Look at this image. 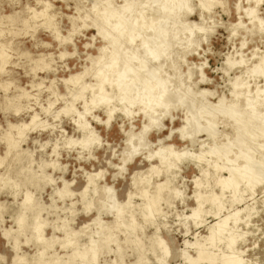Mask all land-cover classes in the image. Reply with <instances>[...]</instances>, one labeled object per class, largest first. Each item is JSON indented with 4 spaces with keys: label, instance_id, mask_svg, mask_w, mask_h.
I'll use <instances>...</instances> for the list:
<instances>
[{
    "label": "rangeland",
    "instance_id": "rangeland-1",
    "mask_svg": "<svg viewBox=\"0 0 264 264\" xmlns=\"http://www.w3.org/2000/svg\"><path fill=\"white\" fill-rule=\"evenodd\" d=\"M92 1L0 0V52L7 53V63L0 64V264H225L224 255L237 258V251L242 264H264V65L260 73L252 71L264 57V0H209L211 6L205 0H189V6L186 0H97L98 12H115L107 22L92 14ZM40 10L51 13L56 26L35 14ZM113 52L119 65L114 58L111 70ZM101 68L111 74L110 82L126 70V83L114 77L107 82V101L98 107L90 101L101 98ZM85 70L80 87L64 85ZM126 85L129 91H121ZM104 108L112 110L109 120ZM22 123L29 125L25 138L8 126ZM9 137L23 141L10 150ZM82 138L89 141L79 143ZM248 168L257 170L262 183L252 187L240 178L241 186L231 191L219 184L230 170L240 175ZM197 197L207 204L199 207ZM150 201L156 202L152 209ZM16 216L24 218L21 227ZM221 220L227 230L216 237L222 239L207 240L209 228Z\"/></svg>",
    "mask_w": 264,
    "mask_h": 264
},
{
    "label": "bare ground",
    "instance_id": "bare-ground-1",
    "mask_svg": "<svg viewBox=\"0 0 264 264\" xmlns=\"http://www.w3.org/2000/svg\"><path fill=\"white\" fill-rule=\"evenodd\" d=\"M99 1H101V0H99ZM109 1H110V0H109ZM111 1H113V0H111ZM115 1H116V0H115ZM125 1H127V0H125ZM156 1H157V0H155V2H156ZM158 1H159V0H158ZM163 1H164V0H163ZM167 1H168V0H167ZM167 1H165V3H167ZM182 1H184V0H178V3H179V2L182 3ZM188 1H189V0H186V2H185V3L183 2V3L186 5ZM206 1L208 2L209 0H205V2H206ZM212 1H213V0H212ZM101 2H102V1H101ZM107 2H108V1H107ZM122 2H123V0H122ZM161 2H162V1H160V3H161ZM168 2H169V1H168ZM175 2H176V0H174V2H171V4H172V3L175 4ZM199 2H200V1H199ZM203 2H204V1H203ZM203 2H201V3H203ZM205 2H204V3H205ZM209 2H210V1H209ZM217 2H218V1H217ZM256 2H257V1H256ZM259 2H261V1H259ZM45 3H46V2H45ZM92 3H93V6H92L91 8H92V11H93L94 13H92L91 11H90V12H91L93 15L96 14V15L99 16V18H105V19L108 17V14H110V15L113 14V16L115 15V12H114V11H103V10H102V12H101V10H100V12H98V11H99V10H98V6L100 5V3H98L97 0H96V1H92ZM102 3H103V2H102ZM105 3H106V2H105ZM111 3H112V2H111ZM113 3H114V2H113ZM127 3H128V2H127ZM127 3L125 2V4H127ZM178 3H177V4H178ZM190 3H191V2H190ZM211 3H212V2H210L209 5H210ZM39 4H40V3H39ZM115 4H116V3H115ZM129 4H130V3H129ZM156 4H157V3H156ZM156 4H155V5H156ZM158 4H159V3H158ZM163 4H164V3H163ZM173 4H172V5H173ZM177 4H176V7H177ZM188 4H189V2H188ZM188 4H187V5H188ZM218 4H219V2H218ZM224 4H225V3H224ZM46 5H47V4H46ZM46 5H45V6H46ZM112 5H113V4H111V6H112ZM159 5H161V4H159ZM165 5H166V6H167V5L169 6L170 3L165 4ZM182 5H183V4H182ZM182 5H181V7H182ZM203 5H204V4H203ZM203 5H201V6L203 7ZM205 5H206V4H205ZM213 5H214V4H213ZM221 5H222V2H221ZM259 5H260V4H259ZM45 6H44V7H45ZM49 6H50V5H49ZM105 6H107V4H106ZM105 6H104V7H105ZM111 6H109V4H108V7H111ZM113 6H114V5H113ZM115 6H116V5H115ZM124 6H128V5H124ZM129 6H130V5H129ZM131 6H132V4H131ZM162 6H164V5H162ZM188 6H189V5H188ZM201 6H200V7H201ZM210 6H211V5H210ZM210 6H209V7H210ZM223 6H224V5H223ZM44 7H43V8H44ZM51 7H52V5H51ZM99 7H100V6H99ZM108 7H107V8H108ZM117 7H118V6H117ZM155 7H156V6H155ZM170 7H172V6H170ZM176 7H173V8H176ZM178 7H179V6H178ZM183 7H185V6H183ZM205 7H206V6H205ZM209 7H206V8L208 9ZM47 8H48V7H47ZM100 8H101V7H100ZM105 8H106V7H105ZM128 8H129V7H128ZM163 8H164V7H163ZM45 9H46V8H45ZM45 9H44V10H45ZM49 9H50V8H49ZM51 9H52V8H51ZM101 9H102V8H101ZM111 9H112V8H111ZM115 9H117V8H115ZM159 9H160V7H159ZM170 9H171V8H170ZM170 9H166V10H169V11H170ZM188 9H189V8H188ZM33 10L36 11V9H33ZM44 10H43V11L40 10L41 12L38 11L39 13H36V12H35V14H40V13H41L40 15H38V17H42V18H44V20H46V23H48L49 25L54 24V23H53V16H52V14H51V13L49 14L48 12H46V11H44ZM46 10H47V9H46ZM84 10H85V9H84ZM88 10H89V9H88ZM90 10H91V9H90ZM118 10H119V9H118ZM172 10H175V9H171V11H172ZM184 10H185V8H184ZM200 10H204V9L201 8ZM250 10H251V9H250ZM250 10H249V12H250ZM50 11H51V10H49V12H50ZM120 11H121V10H120ZM120 11H119V13H120ZM128 11H129V10H128ZM163 11H164V10H163ZM178 11H179V9H178ZM247 11H248V10H247ZM32 12H33V11H32ZM85 12H87V11H85ZM117 12H118V11H117ZM122 12H124V11H122ZM155 12H156V11H155ZM172 12H173V11H172ZM180 12H181V11H179V13H180ZM256 12H257V11H256ZM256 12H254V13L256 14ZM33 13H34V12H33ZM128 13H129V12H128ZM159 13H160V11H159ZM173 13H174V12H173ZM179 13H178V14H179ZM31 14H32V13H31ZM117 14H118V13H117ZM122 14H123V13H122ZM126 14H127V13H126ZM250 14H251V12H250ZM85 15H86V14H85ZM88 15H89V14H88ZM159 15H160V14H159ZM252 15H254V14H252ZM256 15H257V14H256ZM30 16H31V15H30ZM55 16H56V15H55ZM122 16H123V15H122ZM124 16H125V15H124ZM161 16H162V15H161ZM201 16H202V15H201ZM31 17H32V16H31ZM85 17H87V16H85ZM154 17H156V16H154ZM154 17H152V18H154ZM252 17H253V16H252ZM257 17H258V16H257ZM3 18H4V17H3ZM3 18H2V20H4ZM55 18H56V17H55ZM55 18H54V19H55ZM88 18H89V19H88ZM88 18H87V19L90 20L91 17H88ZM108 18H109V17H108ZM112 18H113V17H112ZM5 19H7V17H5ZM95 19H96V18H95ZM113 19H114V18H113ZM117 19H118V18H117ZM117 19H116V20H117ZM119 19H120V18H119ZM157 19H158V18H157ZM159 19H160V18H159ZM161 19H163V17H162ZM165 19H166V17H165ZM256 19H257V18H256ZM33 20H34V19H33ZM38 20H39V19H38ZM72 20H73V19H72ZM83 20H84V19H83ZM85 20H86V19H85ZM91 20H93V19H91ZM96 20H97V19H96ZM114 20H115V19H114ZM152 20H154V19H152ZM31 21H32V20H31ZM97 21H98V20H97ZM102 21H104V20H103V19L100 20V22H102ZM108 21H109V20H108ZM112 21H113V20H112ZM156 21H157V20H156ZM168 21H169V20H168ZM254 21H255V20H254ZM84 22H85V21H84ZM86 22H87V21H86ZM98 22H99V21H98ZM106 22H107V19H106ZM106 22H105V24H106ZM109 22H111V20H110ZM150 22H151V21H150ZM154 22H155V21H154ZM158 22H160V21H158ZM260 22H261V21H260ZM56 23H57V22H56ZM120 23H121V22H120ZM74 24H75V23H74ZM74 24H73V25H74ZM86 24H87V23H86ZM95 24H96V23H95ZM99 24H102V23H99ZM99 24H97V25H99ZM105 24H103V25H105ZM107 24H109V23H107ZM152 24H153V23H152ZM161 24H162V23H161ZM167 24H168V23H167ZM253 24H254V23H253ZM54 25H55V24H54ZM54 25H53V26H54ZM109 25H110V24H109ZM112 25H113V29H114V28H115V27H114V24H112ZM153 25H154V24H153ZM157 25H158V23H157ZM168 25H169V24H168ZM168 25H167V26H168ZM172 25H173V24H172ZM55 26H56V25H55ZM86 26H87V25H86ZM117 26H119V24H117ZM128 26H129V25H128ZM155 26H156V25H155ZM159 26H160V25H159ZM159 26H158V27H159ZM257 26H258V25H257ZM97 27H98V26H97ZM255 27H256V26H255ZM56 28H57V27H56ZM99 28H100V26H99ZM101 28H102V27H101ZM101 28H100V29H101ZM104 28H105V27H104ZM127 28H128V27H127ZM127 28H126V29H127ZM137 28H138V27H137ZM152 28H155V27H152ZM170 28H171V26H170ZM53 29H54V28H53ZM96 29H97V28H96ZM105 29H106V28H105ZM118 29L121 30V29H122V25H120L119 28H117V30H118ZM159 29H160V28H159ZM165 29H166V28H165ZM172 29H173V28H172ZM179 29H180V28H179ZM160 30H161V29H160ZM160 30H159L158 32H160ZM175 30H176V29H175ZM108 31H109V30H108ZM113 31H115V30H113ZM123 31H124V30H123ZM126 31H128V30H126ZM162 31H164V29H163ZM56 32H57V31H56ZM99 32L101 33L102 31L100 30ZM109 32H110V31H109ZM109 32H108V34L110 35ZM120 32H121V31H120ZM153 32H154V31H153ZM165 32H166V31H165ZM170 32H172V31H170ZM170 32H166L167 35H168V33L170 34ZM54 33H55V31H54ZM103 33H105V32H103ZM117 33H118V32H117ZM128 33H129V32H128ZM128 33H127V34H128ZM174 33L176 34L177 32L175 31ZM56 34H58V32H57ZM124 34H125V32H124ZM127 34H126V35H127ZM171 34H172V33H171ZM177 34H178V33H177ZM177 34H176V35H177ZM58 35H59V34H58ZM101 35H102V34H101ZM103 35H104V34H103ZM105 35H106V34H105ZM105 35H104V36H105ZM116 35H118V34H116ZM172 35H173V34H172ZM179 35H180V34H179ZM182 35H183V34H182ZM233 35H234V34H233ZM55 36H56V35H55ZM106 36H107V35H106ZM111 36H112V35H111ZM111 36H110V37H111ZM130 36H131V35H130ZM130 36H129V38H130ZM162 36H163V35H162ZM165 36H166V34H165ZM170 36H171V35H170ZM173 36L176 37L175 35H173ZM107 37H108V36H107ZM124 37H125V35H124ZM145 37H146V36H145ZM166 37H167V36H166ZM102 38H103V37H102ZM111 38L113 39V37H111ZM122 38H123V37H122ZM143 38H144V36H143ZM143 38H142V39H143ZM168 38H169V36H168ZM106 39H107V38H106ZM109 39H110V38H109ZM127 39H128L127 37H126V39L124 38V40H127ZM147 39H148V38H147ZM175 39H177V38H175ZM117 40H118V38H117ZM149 40H150V39H149ZM149 40H148V41H149ZM158 40H159V39H158ZM160 40H161V39H160ZM169 40H171V38H169ZM169 40H168V41H169ZM178 40H179V39H178ZM107 41H108V40H107ZM111 41H112V40H111ZM111 41H110V42H111ZM172 41H173V40H171V42H172ZM175 41H177V40H175ZM113 42H114V41H113ZM156 42H157V41H156ZM162 42L164 43L165 41H162ZM169 42H170V41H169ZM173 42H174V41H173ZM177 42H178V41H177ZM115 43H116V42H115ZM125 43H126V41H125ZM143 43H144V42H143ZM147 43H149V42H147ZM112 44H113V43H112ZM116 44H117V43H116ZM116 44H115V46H116ZM119 44L122 45V43H119ZM145 44H146V43H145ZM156 44H157V43H156ZM160 44L162 45V43H160ZM160 44H159V45H160ZM166 44H168V42H167ZM174 44H175V43H174ZM110 45H111V44H110ZM149 45L152 46L150 43H149ZM163 45H164V44H163ZM176 45H177V44H176ZM105 46H106V45H105ZM105 46L103 45V47H105ZM107 46H108V43H107ZM111 46H112V45H111ZM111 46H110V47H111ZM113 46H114V45H113ZM117 46H118V45H117ZM117 46H116V47H117ZM122 46H123V45H122ZM147 46H148V45H147ZM164 46H165V45H164ZM164 46H163V47H164ZM170 46H171V45H170ZM103 47H101L99 51H100L102 54H103V53L105 54V50H106V49L103 48ZM152 47H153V46H152ZM160 47H161V46H159V49H160ZM168 47H169V46H168ZM171 47H172V46H171ZM108 48H109V47H108ZM113 48H114V47H113ZM118 48H123V47L120 46V47H118ZM124 48H125V47H124ZM174 48H175V46H174ZM115 49H117V48H115ZM154 49H155V48H154ZM162 49H163V48H162ZM165 49H166V48H165ZM169 49H170V47H169ZM171 49H172V48H171ZM124 50H126V49H123V51H124ZM146 50H147V47H146ZM155 50H158V48H156ZM127 51H128V50H127ZM144 51H145V50H144ZM152 51H153V50H152ZM161 51H162V50H161ZM163 51H164V50H163ZM107 52H108V54H109V50H108ZM110 52H111V51H110ZM120 52H121V51H120ZM156 52H159V51H156ZM101 53H99V54H101ZM123 53H124V52H123ZM159 53H160V52H159ZM6 54H7V53H6ZM6 54H5L4 52H0V64H2V66H3L4 64L7 63V55H6ZM61 54H62V53H61ZM111 54H112V53H111ZM64 55H66V54H64ZM97 55H98V54H97ZM105 55H107V54H105ZM119 55H120V54H119ZM145 55H146V54H145ZM145 55H144V56H145ZM161 55H162V54H161ZM161 55H160V56H161ZM43 56H44V55H43ZM43 56H42V58H44ZM89 56H90V55H89ZM122 56H123V54H122ZM148 56H149V58H150V57H151V54L148 55ZM148 56H147V57H148ZM154 56L156 57V55H154ZM158 56H159V55H158ZM38 57H39V56H37V58H38ZM46 57H47V55H46ZM94 57H95V56H94ZM96 57H97V56H96ZM98 57H99V56H98ZM98 57H97V58H98ZM103 57H104V56H103ZM115 57H117V55H115V52H113V55H111V60H110L111 62L109 63L110 65L108 66L109 68L111 67V68H110L111 70H112V68L115 69L116 65L118 64V61H117L118 59H116ZM128 57H129V56H128ZM155 57H154V58H155ZM40 58H41V57H40ZM101 58H102V57H101ZM106 58L108 59V56H106ZM114 58H115L116 61H117V64H116V65H114V62H113ZM117 58H118V57H117ZM124 58H126V55H125ZM124 58H123V59H124ZM260 58H261V59H260L259 63L255 66L254 70H252L253 72L260 73V72L262 71L261 66L264 65V64H263V62H264V57H260ZM38 59H39V58H38ZM88 59H89V57H88ZM90 59H91V57H90ZM90 59H89V60H90ZM94 59H96V58H94ZM102 59H103V58H102ZM109 59H110V58H109ZM158 59H160V58L158 57ZM161 59H162V58H161ZM45 60H46V59H45ZM120 60H121V58H120ZM36 61H37V60H36ZM41 61H42V60H41ZM46 61L48 62V60H46ZM90 61H91V60H90ZM92 61H93V60H92ZM96 61H97V59H96ZM98 61H100V58H99ZM98 61H97V62H98ZM108 61H109V60H108ZM132 61L134 62L135 60L133 59ZM34 62H35V61H34ZM47 62H46V63H47ZM88 62H89V61H88ZM94 62H95V60H94ZM119 62H120V61H119ZM123 62H124V61H123ZM126 62H127V61H126ZM128 62H129V61H128ZM37 63H39V62H37ZM43 63H44V62H43ZM49 63H50V62H49ZM49 63H48V65H49ZM92 63H93V62H92ZM103 63L105 64V62H103ZM107 63H108V62H107ZM115 63H116V62H115ZM131 63H132V62H131ZM134 63H135V62H134ZM226 63H229V64H230V61H229V62L227 61ZM232 63H233V62H232ZM34 64H36V63H34ZM93 64H94V63H93ZM97 64H99V63H97ZM127 64H129V63H127ZM229 64H228V67H229ZM39 65H40L39 68L41 69V66H42L43 64H39ZM44 65H45V64H44ZM94 65H96V64H94ZM105 65H106V64H105ZM118 65H119V64H118ZM96 66H97V65H96ZM103 66H104V65H102V66H100V67L103 68ZM114 66H115V67H114ZM121 66H122V65H120V67H121ZM125 66H126V65H125ZM50 67H51V66H50ZM89 67H91V66H89ZM94 67H95V66H94ZM94 67L92 66V69H93ZM98 67H99V66H98ZM98 67H97V69H98ZM106 67H107V66H106ZM106 67H105V68H106ZM108 67H107V68H108ZM130 67H131V66H130ZM226 67H227V66H226ZM34 68H36V67H34ZM102 68L99 69V70H96V76L99 78L100 81L97 80V83H98V84L96 85V86H97V89H96V90H97V94L95 93L96 95H98V93H99V95L101 96V98H99V97H97V96H94V99H92V100L90 99V100H91L90 102H91L92 104H96V103H97L98 107L100 106L99 104H100L101 102H105V101H107L106 96H105V94H106V93H105V89H106L108 86L110 87V85H111L110 83H111L113 80H115L114 78H116V80L118 81V83H117V82H114V83H117V84L121 83V79L123 80L124 74H125V72H126V70H125L124 72H123V71H117L118 74H116V77L113 76L114 78L112 77L113 80L110 82V80L107 79V77L110 78L109 76H111V74H110V75H109V74L107 75V72H106V74H104L105 72H104V69H102ZM123 68H124V67L122 66V68H120V69H123ZM126 68H129V67L126 66ZM32 69H33V68H32ZM37 69H38V68H37ZM40 69H39V70H40ZM43 69H44V68H43ZM49 69H51V68H49ZM89 69H90V68H89ZM89 69H88V70H89ZM94 69H95V68H94ZM129 69H130V68H129ZM44 70H45V69H44ZM86 70H87V69H86ZM86 70H85V72H83V73L75 74V75H71V76L68 77L67 79H64V83H65L64 85H66V86L68 87L69 84H72L73 86H78V87H80V83H81V80H82V78H83L84 73H85V75H86V72H87ZM90 70H91V69H90ZM123 70H124V69H123ZM130 70H131V69H130ZM250 70H251V69H250ZM53 71H54V70H53ZM91 71H92V70H91ZM31 72H32V71H31ZM93 72H94V70H93ZM108 72H110V70H109ZM112 72H113V71H112ZM114 72H115V70H114ZM114 72H113L112 75H114ZM127 72H128V70H127ZM132 72H133V70H132ZM132 72H131L130 74H132ZM89 73H90V72H89ZM128 73H129V72H128ZM32 74H33V73H32ZM87 74H88V72H87ZM94 74H95V73H94ZM94 74H93V75H94ZM106 75H107V77H106ZM255 75H256V74H255ZM94 76H95V75H94ZM96 76H95V77H96ZM127 76H128V75H126V77H127ZM133 76H134V75H133ZM98 78H96V79H98ZM100 78H101V79H100ZM239 78H240V77H239ZM239 78H238V79H239ZM110 79H111V78H110ZM126 79H127V78H126ZM126 79H125V80H126ZM137 79H138V78H137ZM238 79H237V80H238ZM240 79H241V78H240ZM128 80H129V79H128ZM237 80H236L235 83H237ZM241 80H242V79H241ZM241 80H240V81H241ZM42 81H43V80H42ZM94 81H95L94 83L96 84V80H95V79H94ZM98 81H99V82H98ZM107 82H110V83H109L110 85L107 84L108 86H106L105 84H106ZM124 82H125V81H124ZM124 82H122V83H124ZM32 83H33V82H32ZM36 83H37V82H36ZM39 83H41V82H39ZM42 83H43V82H42ZM122 83H121V84H122ZM125 83H126V82H125ZM240 83H241V82H240ZM95 84H93V85H95ZM121 84H120L119 87H121ZM30 85H31V84H30ZM90 85H91V84H89V86H90ZM122 85H123V84H122ZM239 85H240V84H239ZM5 86H6V84H5ZM31 86H32V85H31ZM33 86H34V85H33ZM38 86H40V85L38 84ZM105 86H106V88H105ZM115 86H116V85H115ZM145 86H146V85H145ZM234 86L239 87V86H237V85H235V84H234ZM241 86H243V85H241ZM35 87H36V85H35ZM67 87H66V88H67ZM92 87L96 88L95 86H92ZM92 87H90V88L92 89ZM111 87H112V86H111ZM111 87H110V88H111ZM116 87H117V86H116ZM123 87H125V89H123V90L119 89V90H121V91H129L128 88H126L127 85H126V86H123ZM150 87H151V86H150ZM150 87H149V88H150ZM236 87H235V88H236ZM68 88H69V87H68ZM147 88H148V87H147ZM147 88H146V89H147ZM149 88H148V89H149ZM240 88H241V87H239L238 89H240ZM33 89H34V88H33ZM259 89H260V88H259ZM263 89H264V88H263ZM113 90H115V89H114V85H113L112 91H113ZM257 90H258V89H257ZM260 90H261V89H260ZM260 90H259L258 92H260ZM54 91L56 92V90H54ZM93 91H94V90H93ZM261 91H263V90H261ZM25 92H26V91H25ZM55 92H54V93H55ZM95 92H96V91H95ZM118 92H119V91H118ZM256 92H257V91H256ZM263 92H264V91H263ZM263 92H261V93H263ZM21 93H22V91H21ZM23 93H24V92H23ZM26 93H27V92H26ZM111 93H112V92H111ZM243 93H244V92H243ZM248 93H249V92H248ZM55 94H57V93H55ZM93 94H94V93H93ZM93 94H92V95H93ZM95 94H94V95H95ZM107 94H108V93H107ZM107 94H106V95H107ZM112 94H114V93H112ZM112 94H111V95H112ZM259 94H260V93H259ZM17 95H18V96H21L20 94H17ZM22 95L25 96V94H22ZM108 95H109V94H108ZM235 95H236V94H235ZM24 96H23V97H24ZM27 96H28V94H27ZM36 96H37V95H36ZM28 97H29V96H28ZM95 97H96V98H99V100L96 101L97 99L95 100ZM107 97H108V96H107ZM111 97H112V96H110V97H108V98H111ZM256 97H258V95H257ZM256 97H255V98H256ZM259 97H261V96H259ZM12 98H13V97H12ZM15 98H16V97H15ZM15 98H13V99H15ZM19 98H20V97H19ZM91 98H93V96H91ZM261 98H263V97H261ZM261 98H260V99H261ZM7 99H8V97H7ZM13 99H12V100H13ZM253 99H254V98H253ZM260 99H258L257 101H260ZM8 100H10V98H9ZM12 100H11V101H12ZM16 100H17V99H16ZM109 100H110V99H109ZM109 100H108V101H109ZM247 100H248V99H247ZM249 100H250V99H249ZM254 100H256V99H254ZM100 101H101V102H100ZM261 101H262V100H261ZM263 101H264V100H263ZM8 102H9V101H8ZM12 102H13V101H12ZM98 102H99V104H98ZM248 102H249V101H248ZM254 102H255V101H254ZM91 103H90V104H91ZM108 103H109V102H108ZM244 103H245V102H244ZM262 103H263V102H262ZM101 104H103V106H104V103H101ZM252 104H253V103H252ZM256 104H258V102H257ZM256 104H255V105H256ZM260 104H261V102H260ZM108 105H109V104H107V106H108ZM247 105H248V103H247ZM87 106H89V104H88ZM101 106H102V105H101ZM107 106H106V107H107ZM109 106H110V105H109ZM109 106H108V107H109ZM256 106H257V105H256ZM68 107H70V106H68ZM71 107H72V106H71ZM92 107H93V106H92ZM248 107H249V105H248ZM252 108H254V107H252ZM46 109H48V107H47ZM66 109H67V108H66ZM69 109H71V108H69ZM104 109H106V108H104ZM48 110H49V109H48ZM106 110H107V114L109 115V117H108V120H109V119H110V116L112 115V110L109 109V108L106 109ZM106 110H105V111H106ZM254 110H256V108H255ZM254 110H253V111H254ZM45 111H46V110H45ZM70 111H72V110H67L66 112L69 113ZM74 111H75V110H74ZM46 112H47V111H46ZM251 112H252V111H251ZM241 114H242V113H241ZM37 115H38V114H37ZM37 115H36V113H35V115L32 116V122H33V123L35 122L36 118L38 117ZM80 115H81V114H80ZM82 116H83V115H82ZM240 116H242V115H240ZM243 116H244V115H243ZM80 118H81V117H80ZM80 118H79V119H80ZM240 118H241V117H240ZM242 118H243V117H242ZM242 120H243V119H242ZM249 120H250V119H249ZM249 120H248V121H249ZM246 121H247V120H246ZM20 124H21V123H20ZM8 126L10 127V129H12L13 131H16V132H17V133L15 132V133H16L15 135H18V136H16V137H24V138H25V131H26L25 129H26L29 125H28V124H23V123H22V125L8 124ZM8 126H7V129H8ZM7 129H6V130H7ZM10 129H8V133L5 132L6 135L8 134V136H10L9 134H12V132H11L12 130H10ZM14 129H15V130H14ZM85 129H86V128H85ZM87 129H88V128H87ZM6 130H5V131H6ZM9 131H10V132H9ZM86 131H87V130H86ZM86 131H85V132H86ZM4 135H5V134H4ZM6 135H5V136H6ZM12 135H13V134H12ZM5 136H4V137H5ZM8 136H6L5 138H8ZM4 137H3V138H4ZM10 137H11V136H10ZM10 137H9V139H11V143H10V141L8 142V146H9L8 149L10 148V150H11V147H13L14 145L17 147L18 144L16 145V140H17V139H13V138H10ZM14 137H15V136H14ZM129 137H130V136H129ZM5 138H4L3 140H5ZM91 138H92V137H91ZM12 139H13V140H12ZM14 140H15V143H12V141L14 142ZM21 140H22V139H21ZM21 140H19V141L17 140V143H19ZM90 140H91V139H90ZM5 141H8V140H5ZM22 141H23V140H22ZM69 141H72V140H69ZM73 141H74V140H73ZM87 141H89V140H86L85 138H82V139H81V142H79V143H84V142H87ZM90 142H91V141H90ZM69 144H72V143H69ZM73 144H76V143L73 142ZM88 144H89V143H88ZM20 146H21V145H20ZM227 146H228V145H227ZM16 147H15V148H16ZM215 148H216V150H217L218 147H215ZM229 148H230V147H229ZM12 149H13V148H12ZM10 150H9V151H10ZM216 150H215V151H216ZM218 150H221V149H218ZM21 151H22V150H21ZM24 151H25V150H24ZM27 151H28V150H27ZM27 151H26V152H27ZM212 151H213V150H212ZM215 151H214V153H215ZM22 152H23V151H22ZM209 152H210V151H209ZM6 153H8V152H6ZM203 153H204V152H203ZM203 153H202V154H203ZM207 153H208V152H207ZM219 153H220V152H219ZM219 153L217 152V155H218ZM221 153H222V152H221ZM221 153H220V154H221ZM226 153H227V152H226ZM226 153L224 152V154H226ZM230 153H231V152H230ZM232 153H233V151H232ZM23 154H24V153H22V155H23ZM27 154H28V153H27ZM210 154H212V153H210ZM28 155H29V154H28ZM172 155H173V154H171V157H172ZM176 155H178V154H176ZM183 155H184V154H183ZM183 155H182V156H183ZM203 155H204V154H203ZM213 155H214V154H213ZM215 155H216V154H215ZM217 155H216V156H217ZM227 155H228V154H226L225 156H227ZM7 156H8V154H7ZM23 156H24V155H23ZM25 156H26V155H25ZM179 156H180V155H179ZM204 156H205V155H204ZM204 156H203V158H204ZM168 157H169V156H168ZM183 157H184V156H183ZM217 157H218V156H217ZM3 158H4V157H3ZM194 158H195V157H194ZM198 158H199V155H198ZM176 159H178V158H176ZM204 159H205V158H204ZM224 159H225V158H224ZM229 159H230V158H229ZM232 159H233V158H232ZM232 159H230V160H232ZM2 160L4 161V159H2ZM160 160H162V159H160ZM163 160H164V159H163ZM179 160H180V159H179ZM196 160H197V159H196ZM201 160H202V159H201ZM201 160H200V159L198 160V161H199V164L201 163V162H200ZM233 160H234V159H233ZM0 161H1V159H0ZM194 161H195V160H194ZM196 162H197V161H196ZM202 162H203V161H202ZM1 163H2V161H1ZM245 163H246V162H245ZM201 164H202V163H201ZM206 164H207V163H206ZM197 165H198V164H197ZM246 165H247V164H246ZM199 166H200V165H199ZM247 166H249V165H247ZM215 167H216V166H215ZM215 167H214V168H215ZM217 167H218V165H217ZM217 167H216V168H217ZM263 167H264V166H263ZM150 168H151V167H150ZM169 168H171V167L169 166ZM199 168H202V167H199ZM245 168H246V167H245ZM252 168H253V167H252ZM252 168H248V170H246V171L243 170L244 173H243V174L240 173V175H239V173H236L234 170H230V171H229V173H230L229 177H227V178L224 177L223 179H221L220 182L217 181V183H218V182H219V184L222 183V185H223L224 187H227V188H228L227 190L230 189L229 187H236V185L239 184V181H241L240 178H242V180H244V183L247 182V183H245L244 185L247 184V185H249V186H252V184L255 185V183H258V184H259V181H261V183H262L263 180H261V177L259 176V174L256 173L257 170H256V172H255V170L253 171ZM219 169H220V167H219ZM221 169H222V168H221ZM217 170H218V168H217ZM240 170H242V169H240ZM258 170H259V169H258ZM260 170H261V169H260ZM227 171H228V170H227ZM237 171H239V170H237ZM243 171H242V172H243ZM263 175H264V174H263ZM218 178L220 179V177H218ZM262 178H263V177H262ZM263 179H264V178H263ZM165 181L168 182L167 180H165ZM90 182H91V181H90ZM242 182H243V181H242ZM10 183H11V182H10ZM217 183H216V184H217ZM7 184H8V183H7ZM15 184H16V183H15ZM65 184H66V183H65ZM65 184H64V186H65ZM91 184H92V183H91ZM93 184H95V183H93ZM241 184H243V183H241ZM67 185H68V184H66V186H67ZM159 185H160V184H159ZM217 185H218V184H217ZM220 185H221V184H220ZM220 185H219V186H220ZM256 185H257V184H256ZM256 185H255V186H256ZM68 186H69V185H68ZM167 186H168V184H167ZM239 186H241V185L239 184ZM157 187H158V186H157ZM164 187H165V185H164ZM237 187H238V186H237ZM243 187H244V186H243ZM243 187H241V188L243 189ZM245 187H246V186H245ZM252 187H253V186H252ZM64 188H65V187H64ZM160 188H161V187H160ZM249 188H250V187H249ZM254 188H255V187H254ZM67 189H68V188H67ZM158 189H159V188H158ZM225 189H226V188H225ZM225 189H224V190H225ZM231 189H232V188H231ZM231 189H230V191H231ZM234 189H235V188H234ZM63 190H64V189H63ZM68 190H69V189H68ZM96 190H97V188H96ZM236 190H237V188H236ZM236 190H234V191H236ZM252 190H253V189L250 188V191H252ZM64 191H66V195H67V193H70V192L67 191V190H64ZM159 191H160V190H159ZM220 191H221V187H220ZM14 192H15V191H14ZM62 192H63V191H62ZM157 192H158V191H157ZM210 192L212 193V191H210ZM210 192H209V193H210ZM223 192H224V191H223ZM244 192H245V191H244ZM244 192H243V193H244ZM57 193H59V191H58ZM95 193H96V192H95ZM97 193H98V192H97ZM221 193H222V192H221ZM241 193H242V191H241ZM243 193H242V195H244ZM61 194H62V193H61ZM72 194H73V193H72ZM72 194H71V195H72ZM159 194H160V193H159ZM239 194H240V192H239ZM71 195H70V196H71ZM197 195H198V194H197ZM200 195H201V194H200ZM209 195H210V194H209ZM155 196H156V195H155ZM158 196H159V195H158ZM160 196H161V195H160ZM206 196H207V195H206ZM206 196H204V197H206ZM216 196H217V195H216ZM216 196L213 195V197H216ZM221 196H222V195H221ZM237 196H238V195H237ZM27 197H28V196H27ZM64 197H65V196H64ZM209 197H210V196H209ZM211 197H212V196H211ZM217 197H218V196H217ZM156 198H157V196H156ZM241 198H243V197L241 196ZM25 199H26V198H25ZM28 199H29V197H28ZM200 199H201V197H200ZM202 199H203V197H202ZM213 199H215V198H213ZM213 199H212V200H213ZM216 199H217V198H216ZM236 199H237V198H236ZM238 199H239V197H238ZM29 200H30V199H29ZM153 200H154V199H153ZM155 200H156V199H155ZM155 200H154V201H155ZM157 200H159V198H157ZM157 200H156V201H157ZM160 200H162V199L160 198ZM197 200H199L198 197L196 198V201H197ZM205 200H206V199L203 200L204 202H202V200H199V201H200V202H198V203H199V207L202 205V203H206ZM234 200H235V199H234ZM26 201H27V200H26ZM215 201H216V200H215ZM235 201H236V200H235ZM235 201H234V202H235ZM28 202H29V201H28ZM28 202H27V205H28ZM150 202H151V203H149V204H151L150 208L152 209L153 205H155L156 202H155L153 205H152V201H150ZM209 202H210V201L208 200V203H209ZM31 203H32V202H31ZM157 203H158V202H157ZM211 203H214V202H211ZM236 203H237V202H236ZM206 204H207V203H206ZM232 204H234V203H232ZM36 205H37V204H36ZM85 205H86V204H85ZM224 205H225V204H224ZM234 205H235V204H234ZM38 206H39V205H38ZM87 206H88V205H87ZM156 206H157V205H156ZM156 206H154V207H156ZM215 206H216V204H215ZM232 206H233V205H232ZM36 208L38 209V207H36ZM147 208H148V209H146V210H149V205H147ZM154 209L156 210V208H154ZM157 209H158V208H157ZM155 210H153V211H155ZM149 211H151V210H149ZM157 211H158V210H157ZM197 211H198V214H199L200 212H203V211H201V209H197ZM147 212H148V211H147ZM194 212L196 213V211H194ZM37 213H38V212H37ZM151 213H154V212H151ZM151 213H149L148 215L151 216V215H152ZM238 213H239V211L236 212V213H234V214L231 215V216H232V217H233V216L236 217V216L238 215ZM249 213H251V211H250ZM252 213H253V211H252ZM145 214H146V213H145ZM201 214H202V213H201ZM145 216H146V215H145ZM196 216H197V215H196ZM198 216H199V215H198ZM234 217H233V218H234ZM17 218H19V217L16 216V220H17ZM14 219H15V218H14ZM32 220H33V218H32ZM35 220H36V219H35ZM99 220H100V219H99ZM37 221H38V220H37ZM37 221H34V222L37 223ZM97 221H98V220H97ZM19 222H20V227H21V224H24V222H22L21 218H19ZM96 223H97V222H96ZM98 223H99V222H98ZM224 223H226L225 220H223V221L221 220V221L217 222L216 224H213V225L209 228V229L211 230V232H210V237H209V235L207 236V237H209L210 239H207V240L210 241V240H214V239L218 238V236L216 237V235H217L218 233H220V232L222 231V229L224 230V228H226V227H225L226 224H224ZM40 224H42V223L39 222V225H40ZM32 225H33V224H32ZM36 225L38 226V223H37ZM42 225H44V223H43ZM18 226H19V225H18ZM37 226H36V227H37ZM99 226H100V224H99ZM23 227H24V226H23ZM36 227H35V229H36ZM38 227H39V226H38ZM104 227H105V226H104ZM25 228H26V225H25L24 229H25ZM39 228H40V227H39ZM105 228H106V227H105ZM18 229H19V228H17V230H18ZM21 229H22V228H21ZM24 229H22V230H24ZM101 229H102V228H101ZM39 230H40V229H39ZM39 230H38V231H39ZM65 230H66V229H65ZM68 230H69V229H68ZM102 230H103V229H102ZM226 230H227V229H226ZM226 230H224V231H226ZM34 231H35V230H34ZM230 231H231V229H230ZM4 232H6V231H4ZM4 232H3V233H4ZM10 232H11V230H10ZM17 232H21V231H16V233H17ZM39 232H40V231H39ZM63 232H66V231H63ZM96 232H97V231H96ZM103 232H104V231H103ZM12 233H13V232H12ZM12 233H11V235H12ZM16 233H14L13 235H15ZM36 233H37V232H36ZM67 233H68V232H66V234H67ZM100 233H101V230H100ZM227 233H229V231H227ZM6 234L9 235L8 231H7V233H5V235H6ZM18 234H19V233H18ZM41 234H42V233H41ZM64 234H65V233H64ZM75 234H76V233H75ZM96 234H97V233H96ZM103 234H104V233H103ZM103 234H102V235H103ZM222 234H223V233H222ZM222 234H221L220 236H222ZM225 234H226V233H225ZM225 234H224V235H225ZM230 234H231V233H230ZM71 235H72V234H71ZM42 236H43V234H42ZM100 236H101V235H100ZM233 236H234V235H231V236L229 237L230 239H229V238L227 239L228 241L230 240V244L235 243V242H234L235 240L233 239L235 236H234V237H233ZM15 237H16V236H15ZM15 237H14V239H15ZM223 237H226V235L223 236ZM40 238H41V237H40ZM64 238H65V237H64ZM219 238H221V237H219ZM219 238H218V239H219ZM38 239H39V238H38ZM43 239H44V238H42V240H43ZM52 239H53V238H52ZM65 239H66V238H65ZM221 239H222V238H221ZM225 239H226V238H225ZM54 240H55V239H54ZM207 240H206V242H207ZM219 240H220V239H219ZM39 241H40V240H39ZM69 241H70V240H69ZM42 242H43V241H42ZM47 242H48V240H47ZM47 242H46V243H47ZM49 242H50V241H49ZM62 242H63V241H62ZM66 242H68V241H66ZM156 242L158 243V241H156ZM156 242H155V243H156ZM159 242H160V240H159ZM212 242H215V241H212ZM212 242H211V246L213 245L212 247H214V245H216V244L218 243V242H216V244H214V243L212 244ZM236 242H237V241H236ZM16 243H17V242H16ZM46 243H45V244H46ZM160 243L162 244V242H160ZM160 243H159V244H160ZM197 243H198V242H197ZM222 243H223V240H222ZM224 243H226V242L224 241ZM228 243H229V242H228ZM49 244H50V243H49ZM66 244H67V243H66ZM161 244H160V246H161ZM205 244H206V243H205V241H204V245H205ZM208 244H209V242H208ZM226 244H227V243H226ZM18 245H19V244H18ZM51 245H52V244H51ZM94 245H95V244H94ZM199 245H200V244H199ZM204 245H203V246L200 245V247L202 246V248L204 249ZM43 246H44V244H43ZM47 246H48V244H47ZM47 246H46V247H47ZM154 246H155V245H154ZM158 246H159V245H158ZM208 246H209V245H208ZM227 246H230V245L227 244ZM227 246H226V248H229V247H227ZM231 246H232V245H231ZM233 246L235 247V245H233ZM14 247H16V246H14ZM46 247H45L44 249H46ZM48 247H49V246H48ZM48 247H47V248H48ZM50 247H51V246H50ZM155 247H156V246H155ZM197 247H198V246H197ZM197 247H196V248H197ZM84 248H85V247H84ZM230 248H231V247H230ZM230 248H229V249H230ZM78 249H80V248H78ZM87 249H88V246H87ZM199 249H201V248H199ZM199 249H198V250H199ZM207 249H208V247H207ZM207 249H206V250H207ZM209 249H210V248H209ZM232 249H233V248H231V250H232ZM206 250L204 249L203 251H206ZM227 250H228V249H227ZM237 250H238V249H237ZM17 251H18V250H17ZM41 251H43V250H41ZM44 251H45V250H44ZM84 251H85V250H84ZM84 251H83V252H84ZM208 251H209V250H208ZM228 251H229V250H228ZM233 251L235 252L234 249L232 250V252H233ZM75 252H77V251H75ZM86 252H87V251H86ZM199 252H200V251H199ZM199 252H198V254H199ZM201 252H202V249H201ZM201 252H200V253H201ZM206 252H207V251H206ZM229 252H230V251H229ZM238 252H239V254H240V251H237V252H236V255H237ZM20 253H21V252H20ZM41 253H42V252H41ZM45 253H46V252H45ZM209 253H210V252H209ZM230 253H231V252H230ZM72 254H73V253H72ZM74 254H75V253H74ZM74 254H73V255H74ZM83 254H84V253H83ZM202 254H203V253H202ZM205 254H206V253H205ZM205 254H204V255H205ZM211 254H212V253H211ZM226 254H227V253H226ZM234 254H235V253H234ZM234 254H231V255L229 254V255H230V258H231L232 255H233V257H234ZM239 254H238L237 258L234 257V258H235L234 262H231V263H228V264H242V263H244L243 260H242V258H241L242 256H239ZM39 255H41L40 252H39ZM80 255H82L81 252H80ZM199 255H201V254H199ZM204 255H201V256H202L201 258H203ZM206 255H207V254H206ZM212 255H213V254H212ZM212 255H211V256H212ZM240 255H241V254H240ZM34 256H35V255H34ZM209 256H210V255H209ZM211 256H210V257H211ZM14 257H15L14 260H15V262H16V256L14 255ZM51 257H52V256H51ZM72 257H73V256H72ZM214 257H215V256H214ZM225 257H227V259H226ZM228 257H229V256L224 255V259H225V261H224L223 258L221 257L222 260H223V262H225V264H226V260L228 261V259H230V258H228ZM47 258H50V257H47ZM47 258H46V260H47ZM53 258H55V257H53ZM221 258H217V259H220V260H218L217 262H219V261L222 262V261H221ZM234 258H232V259H234ZM17 259H18V258H17ZM36 259H37V258H36ZM40 259L45 260V258H42V257H41ZM69 259H70V258H69ZM142 259H143V258H142ZM142 259H140V260L142 261ZM206 259H207V258H206ZM214 259H215V258H212V260H214ZM217 259H216V260H217ZM19 260H20V258H19ZM19 260H18V261H19ZM37 260L39 261V259H37ZM43 260H42V261H43ZM48 260H49V259H48ZM48 260H47V262L45 261L46 263H44V264H48ZM52 260H53V259H52ZM204 260H205V257H204ZM204 260L202 259V261H204ZM208 260H209V259H208ZM53 261H54V260H53ZM53 261H50V263L53 262ZM138 261H139V260H138ZM196 261H198V260H196ZM199 261L201 262V260H200V256H199ZM205 261H206V260H205ZM210 261H211V260H210ZM214 261H215V260H214ZM214 261H213V262H214ZM231 261H233V260H231ZM15 262H14V263H15ZM54 262H55V261H54ZM139 262H140V261H139ZM139 262H138V264H139ZM143 262H144V260H143ZM16 263H18V262H16ZM39 263H40V262H39ZM42 263H43V262H42ZM214 263H215V262H214ZM32 264H33V263H32ZM51 264H53V263H51ZM140 264H141V262H140ZM211 264H213V263H211ZM219 264H220V263H219Z\"/></svg>",
    "mask_w": 264,
    "mask_h": 264
},
{
    "label": "crops",
    "instance_id": "crops-1",
    "mask_svg": "<svg viewBox=\"0 0 264 264\" xmlns=\"http://www.w3.org/2000/svg\"><path fill=\"white\" fill-rule=\"evenodd\" d=\"M22 222H24V218H21Z\"/></svg>",
    "mask_w": 264,
    "mask_h": 264
}]
</instances>
